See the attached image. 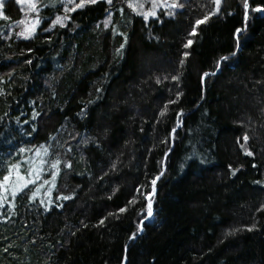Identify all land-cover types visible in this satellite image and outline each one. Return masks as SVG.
<instances>
[{"label":"trees","instance_id":"obj_1","mask_svg":"<svg viewBox=\"0 0 264 264\" xmlns=\"http://www.w3.org/2000/svg\"><path fill=\"white\" fill-rule=\"evenodd\" d=\"M183 2L186 7L175 16L160 12L148 21L125 0H114L111 9L99 2L66 13L72 17L67 27H52L65 9L61 0H40L41 22L25 39L18 33L34 14L6 0L9 19L0 17V88L6 90L0 95V180L9 165L19 164L23 180L34 183L15 199L11 188L0 189L9 195L0 206V264H121L125 245L128 264H264V209L257 211L264 204V13L250 11L245 21L242 0H222L221 11L190 36L194 21L215 5ZM106 9L112 14L107 28ZM245 24L237 55L202 84L201 72L214 70L216 60L235 49V30ZM113 29L128 34L123 55L116 52L123 38ZM188 39L193 44L185 49ZM183 51L190 56L182 57ZM177 74L179 82L164 79ZM177 90L183 93L179 102L168 105L158 122L160 108L176 99ZM104 127L110 128L107 137ZM244 132L250 137L245 147L254 155L240 147ZM57 154L61 161L70 159L73 170L62 163L51 197L44 184L30 201L50 179ZM118 157L117 170L110 171ZM229 165L238 169L235 176ZM161 171L154 219H144L143 232L132 241L137 221L147 213L141 193L151 192V179ZM17 179L13 170L11 180ZM73 190V200H56ZM133 196L127 212L97 226ZM42 199L64 207L50 204L45 211ZM252 223L253 230L242 228ZM232 228L239 230L228 234Z\"/></svg>","mask_w":264,"mask_h":264},{"label":"snow or ice","instance_id":"obj_2","mask_svg":"<svg viewBox=\"0 0 264 264\" xmlns=\"http://www.w3.org/2000/svg\"><path fill=\"white\" fill-rule=\"evenodd\" d=\"M17 3H24L27 2L29 7L35 11H39V9L36 7V2L35 0H16ZM99 2H103L106 3L109 6V9H111V7L114 4V0H61V7H63L65 9V14L61 15L59 13H57L55 15V19L52 20V27H55L56 25H59L60 27H67V23L66 21H70L72 20V17L67 15L66 13L68 12H75L79 9H84L86 6L88 5H94L97 4ZM125 2L128 4V7L132 9L133 12L137 13L138 15H141L143 17V19L145 21H148L150 17L152 18H156L159 19V15L157 12V9H170L171 11H166L164 13V15L167 16H175L176 9H184L186 7V4L183 2V0H171V2L169 3L168 0H151V6L150 8H148L146 11L144 10L145 8V3L143 2V0H125ZM5 3L6 0H0V17L4 18V19H9V17L6 15V13L3 11L4 7H5ZM213 3L215 5V7L208 11L206 15H203L202 17L196 19L194 21V25L191 28V32L189 33V35H195L197 33V28L199 25H201L202 23L206 22L210 16L217 14L221 11V3L222 0H213ZM243 3V9H244V19L245 21H247L248 17H249V13L251 12H255V13H264V0H242ZM109 9H106V20L104 23V27L107 28L109 27V24L111 23L112 20V14L111 11ZM119 11L121 13H123L124 9L123 7H121L119 9ZM40 18L37 17L35 23L27 26L23 31H21L20 33H18L19 36L24 37L25 39L28 38H32L37 30V26L40 24ZM162 22V21H161ZM246 24L244 27L242 28H237L235 30V37H236V47L235 49L229 54V55H225V56H221L219 57V59L216 60L215 62V69L214 70H207V71H202L200 74V79L202 84L206 81L207 78L212 77L217 75V73L222 70V66L225 64V62L229 61L230 59H232L233 57H235L239 51V47H240V38L243 35L244 31L246 30ZM45 32L49 31V28H45L43 29ZM114 34H116L118 32V30L113 29ZM118 34L123 38V43H121L119 45V48L116 49V52L118 55H123L122 50L125 48L127 42H128V34L126 32H118ZM47 39H51V37H47ZM193 44V40L188 39L187 42L183 45V47L185 49L189 48L191 45ZM28 52H31L32 49H27ZM182 57L187 58L188 56H190V52L189 51H183L182 52ZM27 63H31V60H28ZM179 64L181 66H183L185 64V59H180L179 60ZM14 71V70H13ZM9 79H11V77L9 76ZM165 80L171 79L173 81H177L179 82L180 80V76L179 74L177 75H172V76H165L164 77ZM156 83L160 84L161 83V78L160 77H155ZM4 83V77H0V84ZM177 88L179 89V83L177 84ZM103 89L102 88H97L96 92L100 93ZM5 89L4 88H0V95H4L5 94ZM183 95L181 90H177L175 92V97L176 99H167L164 102V106L162 108H160L159 110V116L157 117V121L159 122L163 117L166 116L167 112L169 111L168 105L170 104H176L179 102L180 97ZM33 103H35L33 101ZM87 103H92V101H88ZM85 107H87V105H85ZM84 109H81V112H83ZM183 109L179 110L178 116L183 114ZM5 115H7V113H5ZM35 115H39V113H35ZM239 123L243 124V121H239ZM182 125V121L178 120L177 122V127ZM141 131H143V129H141ZM110 132V128L108 127H104L103 131H102V135L107 137L108 134ZM77 136H79L80 134L77 133ZM169 135L171 137H175L176 135V128H172L170 130ZM73 139H75V137H73ZM92 142H94L97 146H100V141L98 139H96L95 137H92ZM240 137L237 138L238 143H240ZM250 137L248 135L247 132L243 133V143H240V147L242 149H244L246 155H254V153L252 152V150L250 148H246L245 145L247 144V142L249 141ZM83 143L87 144L89 142V140L87 138L82 140ZM168 138H165L164 143H168ZM127 143V141L125 142ZM42 148H44L45 154L48 153L49 149L47 146L42 145ZM21 151H24V149H21ZM40 150L37 149V152H39ZM67 151L71 152L72 151V146L68 145L67 147ZM169 151H171V149H169ZM165 156H167V153H165ZM119 160V157L117 158V161H113L110 165H109V170L110 171H114L117 170V162ZM41 163H47V161H41ZM63 163V166L65 169L67 170H73V163L72 161L69 160H65V161H61V159H59L58 154H57V158L54 159L52 161V163L50 164V168L52 169L51 173H50V179H46L43 181V184L39 185L37 187L36 191H33L31 196H29V200L30 201H34L36 199V197L40 194L39 193V188L43 187L44 184L49 185L48 191L46 193L47 196L51 197V193H52V189L56 187V180L57 177L60 175L61 173V164ZM9 171L7 172V174H5L2 178V180H0V189L3 190V193H8L9 192V188L5 187V185L11 184L12 188H11V196L13 199H15L17 197L18 193H21L24 191V189H26L28 187L29 183H34V181H27V180H23V177L20 176V173L18 171L20 165L19 164H12L9 165ZM230 169H232L231 171V175L235 176L238 169L237 168H233L232 165L228 166ZM240 167H243L242 165ZM13 170H16V174H17V181L13 182L11 180L12 177V172ZM45 169H41V171H44ZM79 175H83V173H80ZM89 176H91L92 174L89 172L88 173ZM107 175V173H103V175L97 177L98 180H102L103 176ZM163 175V171H161L159 174H157L156 176H154L151 179V192H144L141 193L145 200H146V205L145 207L147 208V213L144 216L143 219H140L137 221V230L132 232L129 239L134 241L139 234H141L144 230V219H148V218H153L154 219V212H153V197L156 193V183L157 180L159 179V177ZM37 178L39 179V174L37 173ZM23 181V182H21ZM79 187V185L77 186ZM143 187V185H140L137 187V192L139 193L141 188ZM119 186H116L115 188H113L112 190V194H114L116 191H118ZM77 196V193L75 190H73L72 192H70L69 194H65L64 192H60L59 195L56 197V200H64V201H68V200H73L75 197ZM109 199H111V194L108 196ZM7 199L6 195H0V206H2L3 201ZM137 199V197L133 196L132 198L129 199L128 203H126L123 206H120L116 209V212H109L107 214V216H102L98 221H97V226H102L105 224V221L108 219V216H112L113 218L118 219L119 217L116 215V213H125L128 211V208L131 204H133V202ZM40 204L44 205L45 207V211H49V205L50 204H55V207L57 208H63L64 205L62 203H56L55 201L49 199L47 202H45V200H40ZM260 209H264V204L260 205V208L257 209V211H259ZM141 213H143V209H141ZM4 219H8V217H4ZM83 223V222H82ZM84 227H87V225H83ZM257 225L255 223L252 224H246L243 225L242 228L246 229L248 231L253 230L254 228H256ZM239 229H229L228 234L234 233L236 231H238ZM127 248L128 246L125 245V255L123 256L122 260H121V264H128V256H127ZM5 252L8 251L7 248L4 249Z\"/></svg>","mask_w":264,"mask_h":264},{"label":"rangeland","instance_id":"obj_3","mask_svg":"<svg viewBox=\"0 0 264 264\" xmlns=\"http://www.w3.org/2000/svg\"><path fill=\"white\" fill-rule=\"evenodd\" d=\"M35 2H36V7L39 9V7H38V5H39V2H40V0H35ZM134 2H135V0H134ZM143 2L145 3V8H144V10L146 11L148 8H150V6H151V0H143ZM168 2L170 3L171 2V0H168ZM20 5H21V7H22V9H23V12H25V14L27 15V16H31V15H33L34 14V21H31L32 23L31 24H33V23H35V21H36V18L38 17V16H36V15H38V12H41V11H35V10H33V9H31L30 7H29V5H28V3L27 2H24V3H20ZM176 10H178V9H176ZM175 10V11H176ZM166 11H171L170 9H157V12H158V14L160 13V12H166ZM150 19H153L152 17H150L149 18V20ZM38 27V26H37ZM5 187H8V188H12L11 187V184H8V185H5ZM10 191H11V189H10ZM8 198H9V195L7 196V199H6V201L8 200ZM5 201V200H4Z\"/></svg>","mask_w":264,"mask_h":264}]
</instances>
